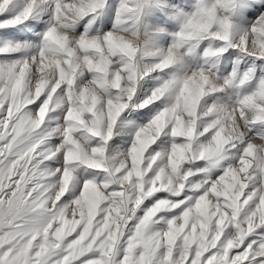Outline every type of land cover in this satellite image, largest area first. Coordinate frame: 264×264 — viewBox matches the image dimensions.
<instances>
[{
    "label": "snow or ice",
    "instance_id": "1",
    "mask_svg": "<svg viewBox=\"0 0 264 264\" xmlns=\"http://www.w3.org/2000/svg\"><path fill=\"white\" fill-rule=\"evenodd\" d=\"M0 264H264V0H0Z\"/></svg>",
    "mask_w": 264,
    "mask_h": 264
}]
</instances>
